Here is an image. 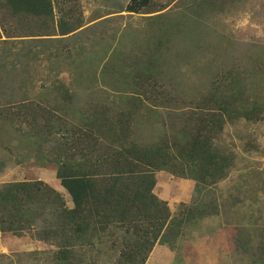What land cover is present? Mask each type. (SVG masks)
<instances>
[{"label": "rangeland", "instance_id": "1", "mask_svg": "<svg viewBox=\"0 0 264 264\" xmlns=\"http://www.w3.org/2000/svg\"><path fill=\"white\" fill-rule=\"evenodd\" d=\"M133 1L54 0V21L72 10L76 31L46 41L0 37V187L40 181L71 208L54 177L55 165L35 160L37 141L9 115L18 104L56 107L64 125L81 127L93 109L128 110L133 93L125 82L138 70L181 98L176 108L169 106L177 112L232 78L247 104L264 102V0H150L146 6L139 0L126 9ZM153 10L159 11L144 14ZM108 66L114 74H106ZM169 108L144 102L129 110L133 133L125 144L149 145L160 138L162 124L170 125ZM53 145L41 143V151ZM213 146L230 156L232 165L212 186L196 191L191 179L154 172L152 194L171 216L179 204L211 210L204 209L208 215L191 220L167 242L154 244L144 264H263L256 252L264 243V121L226 123ZM39 228L36 221L20 236L0 233V264H51L55 247L35 238ZM115 233L80 243L76 251L83 263L114 264L122 241Z\"/></svg>", "mask_w": 264, "mask_h": 264}, {"label": "trees", "instance_id": "2", "mask_svg": "<svg viewBox=\"0 0 264 264\" xmlns=\"http://www.w3.org/2000/svg\"><path fill=\"white\" fill-rule=\"evenodd\" d=\"M140 1L146 6L150 0ZM138 2L134 0L126 9H134L133 4ZM55 4L58 2L54 0H0V37L46 41L76 31L79 24L72 10L62 12L54 21ZM147 66L152 63L147 62ZM106 70L107 75L115 73L114 67ZM225 79L222 77V81ZM125 83L132 85L133 94L125 106L129 109L115 113L93 109L81 127L64 125L56 107L52 110L29 102L16 105L15 110L9 105L13 108L9 115L24 123L25 134L37 141L35 160L55 165L54 177L67 194L71 208L43 182L3 184L0 233L20 236L37 221L40 228L35 238L55 247L51 264H84L76 247L82 242L90 244L93 238L116 236L115 230L122 241L114 264H144L154 244L167 242L191 220L208 215L204 209L211 210L205 205L179 204L178 213L171 216L165 202L152 194L154 172L191 179L196 191L212 186L225 178L232 165L231 157L213 146L223 126L237 120L264 121V102L247 104V96L234 86L239 83L233 78L221 90L189 100L186 110L180 112L171 108H176L181 98H173L161 88L156 76L138 70ZM144 102L155 107L170 106L167 112L173 122L168 118L170 125L162 124L161 137L149 145H126L124 141L132 135L134 123L129 110ZM48 141H54V145L43 153L40 145ZM256 253L264 264V243Z\"/></svg>", "mask_w": 264, "mask_h": 264}]
</instances>
